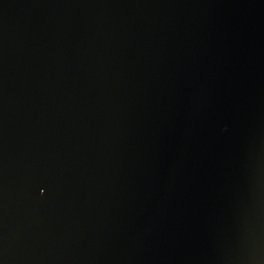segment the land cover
Masks as SVG:
<instances>
[{
  "label": "water",
  "instance_id": "95a60500",
  "mask_svg": "<svg viewBox=\"0 0 264 264\" xmlns=\"http://www.w3.org/2000/svg\"><path fill=\"white\" fill-rule=\"evenodd\" d=\"M0 264H264V0H0Z\"/></svg>",
  "mask_w": 264,
  "mask_h": 264
}]
</instances>
